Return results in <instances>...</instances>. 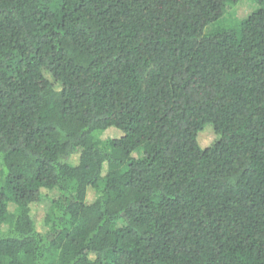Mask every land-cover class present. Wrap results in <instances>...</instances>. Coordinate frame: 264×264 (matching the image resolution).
I'll return each instance as SVG.
<instances>
[{
  "label": "trees",
  "instance_id": "trees-1",
  "mask_svg": "<svg viewBox=\"0 0 264 264\" xmlns=\"http://www.w3.org/2000/svg\"><path fill=\"white\" fill-rule=\"evenodd\" d=\"M240 1L0 0V264H264V0L226 23Z\"/></svg>",
  "mask_w": 264,
  "mask_h": 264
},
{
  "label": "rangeland",
  "instance_id": "rangeland-1",
  "mask_svg": "<svg viewBox=\"0 0 264 264\" xmlns=\"http://www.w3.org/2000/svg\"><path fill=\"white\" fill-rule=\"evenodd\" d=\"M259 3L256 0H241L238 5L225 17L226 23L237 22L247 15H249L255 9H258ZM117 136V132L114 129H107L102 132L96 133V138L100 140L102 143L109 139H113ZM214 140V134L212 130L208 129L204 131L201 135V143L203 146H208ZM0 174H1V165H0ZM1 177V175H0ZM46 208V204H34L33 212L37 216V218L42 222L41 217L44 214V209Z\"/></svg>",
  "mask_w": 264,
  "mask_h": 264
}]
</instances>
